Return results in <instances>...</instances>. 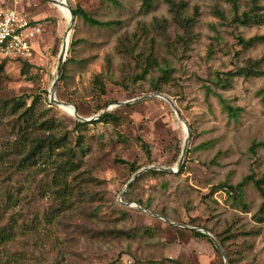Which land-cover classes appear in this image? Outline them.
I'll use <instances>...</instances> for the list:
<instances>
[{
    "label": "rangeland",
    "instance_id": "obj_1",
    "mask_svg": "<svg viewBox=\"0 0 264 264\" xmlns=\"http://www.w3.org/2000/svg\"><path fill=\"white\" fill-rule=\"evenodd\" d=\"M143 1L67 0L100 22H117L103 27L76 18L69 38L66 78L56 98L87 119L114 106L109 113L119 121H94L79 146L80 132L73 131L78 119L49 101L68 21L49 1L0 0V10H16L42 28L28 74H22L20 61L0 55V101L21 98L31 106L37 97L44 120L57 124L22 141L18 114L7 115L0 126V230L14 232L0 245V264H226L207 235L196 237L182 225L209 229L214 237L229 234L223 249L227 264H264V198L254 181L240 195L220 188L264 175V147L251 149L264 142V76L234 77L227 89L216 85L218 75L250 61H261L264 70V40L246 43L264 36V22L245 25L235 19L251 8L250 0H153L149 11ZM151 53L156 65L142 78ZM159 67L171 76L159 83L163 94L194 133L183 174L144 176L122 198L143 206H127L120 195L134 176L129 164L175 168L187 138L161 98L117 106L157 94L151 90ZM99 74L108 90L102 97L94 83ZM52 133H67L77 150L74 161H81L69 177L79 187L76 204L68 209L51 192L54 164L44 159L20 164L32 137ZM139 139L149 145L151 159Z\"/></svg>",
    "mask_w": 264,
    "mask_h": 264
},
{
    "label": "trees",
    "instance_id": "obj_2",
    "mask_svg": "<svg viewBox=\"0 0 264 264\" xmlns=\"http://www.w3.org/2000/svg\"><path fill=\"white\" fill-rule=\"evenodd\" d=\"M47 1V0H44ZM251 1V8H249L248 11L242 13L240 17H235L240 23L249 25L251 23L254 24H262L264 22V6H260L259 3L261 0H250ZM153 6V0H144L143 1V7L146 11L151 10ZM75 17L76 18H82L86 22L90 23L94 26H103V27H110L114 24H117V22H100L96 19H94L88 12H86L83 8L80 6H77L76 8L71 7ZM22 14V13H21ZM31 20V19H30ZM33 23H38L37 20H31ZM264 40L263 37L256 36L254 38H251L247 44H253L255 42H259ZM75 44V41L71 43V47ZM8 59V58H5ZM9 60H17L20 61L23 64L22 67V74L26 75L29 73V71L34 68L32 64H30V60H22V59H9ZM145 61V69L143 70V73L141 74L142 78H146V76L150 73V71L154 68L156 65V59L153 57V54L151 53L149 56L146 57ZM161 71V76L158 78L156 82H153L152 84V90L151 92L157 93V94H163L164 91L159 85V83L164 81V83H167V81L170 80V71L167 69H164L162 67H159ZM242 76V77H252V76H264V70L261 69V61H250L248 65L241 67L237 69L235 72H227L222 75H218L216 85L218 87H221L222 89H227L231 86V81L234 77ZM66 78V68L64 65L62 77L60 80H65ZM94 83L96 85V95L98 97L105 96L107 94V86L104 83V77L103 74H99L96 76ZM264 95V88L260 90V95ZM39 104L38 98H34L33 104L31 106H28L26 102H23L21 98L15 99L12 102L8 100L0 101V126L4 123V119L9 114H18L17 118L19 121H21L24 124L23 132L20 135V141L27 139L28 137L32 136V132L38 131V130H46L50 131L53 130L54 127L57 126L56 122L50 119H45L44 116L46 114L45 110L38 111L37 106ZM122 107H120L121 110ZM230 110H234L232 107H229ZM96 123H118V116L113 113H108L101 119L95 121ZM94 124V122L85 123L76 120V126L73 131H79L80 134L77 137V144L79 146H82L83 143V131L86 130L87 126ZM191 135L194 133V129L192 125L189 124ZM141 142V146L146 152L149 159H151V150L147 143H145L142 139H139ZM264 147V142L255 143L252 146V152H255V149L257 147ZM59 150V151H58ZM54 156L55 159L53 158ZM77 157V150L70 146V142L67 138V133L62 136H55L53 133L50 134V137H47L45 139L32 137V142L29 147L28 153L23 157L21 160V163H29L30 165H33L37 162V160L44 159V163L50 162L54 164L55 173L53 178V184L55 186V189H52V193L56 196L57 200H60L62 206H66L67 209L74 206L76 204V189L79 187L78 185L71 184L69 181V177L72 175L73 172L78 171L81 168V161L75 162L74 159ZM121 163L125 164L124 161H121ZM130 169L132 173L135 175L138 171L142 169V167L137 166L135 163H131ZM171 168V167H170ZM185 168L183 167L179 174H183ZM164 172L161 171H148L145 172V174H142L138 177V179L135 181H139L141 178L147 175H164ZM248 181H254L255 186L261 193L262 197L264 198V175L259 180H254V176L250 175L246 177L242 182H240L237 186L229 185L227 183H224L220 186L221 189H224L229 194L233 195H240L243 192V188L245 184ZM218 188H214L213 191L217 190ZM124 201H127L124 199ZM140 206H143V203L141 201L138 202ZM207 230L208 232L212 233L211 230L202 228ZM146 233L148 231V228L144 230ZM124 233V231H122ZM193 235L196 237H204L207 238V236L201 232L193 231ZM14 237V232L10 228H3L0 230V245L5 244L9 242ZM218 243L222 247V249L225 250L226 244L228 238H230L229 234L227 235H215ZM230 264H233V262H230Z\"/></svg>",
    "mask_w": 264,
    "mask_h": 264
},
{
    "label": "water",
    "instance_id": "obj_3",
    "mask_svg": "<svg viewBox=\"0 0 264 264\" xmlns=\"http://www.w3.org/2000/svg\"><path fill=\"white\" fill-rule=\"evenodd\" d=\"M47 1L51 2L53 5H56V6H63V7L65 6V7H67L69 9V11L71 13V19H70V22H69V25H68V28H67V36L64 38L63 43H62V48H61V51H60V54H59V58H58V65H57L55 76H54V80L52 82L51 89H50V92H49V101L51 102V104H54V105L58 106L59 108H61L62 106H71L73 108V116H75L76 119H78L81 122L90 123V122L97 121V120L101 119L102 117H104L105 115H107L113 109L112 108L113 106H109L102 114H99V115H97L95 117L87 119V118H84L81 115H79L78 109L76 108V106H74L72 104H69V103L61 102V101H59L56 98V90H57L58 84L60 82L62 73H63V68H64V64H65V61H66V55H67L68 47H69L68 34L72 33L76 17H75V14H74L72 8L68 4L67 0H47ZM150 98H161V99L165 100L166 102H168L170 104L172 109L175 111L178 120L182 124H184V126L186 128L187 138L185 140V144H184V148H183V152H182L180 161H179L178 165L175 168L149 166V167L141 169L140 171H138L133 176L131 181L127 184L124 192H122V194L120 195V202L122 204H124V205H127V206L141 207L138 203L126 204V203H124L122 201L124 193L128 190L129 187H131L135 183V181L138 179V177L140 175L144 174L145 172L152 171V170L162 171V172H170V173H173V174H178L181 171L182 166H183L184 161H185V157L187 155L188 145H189V142H190V139H191V131H190V127H189L188 123L186 122L185 118L183 117V115H182L180 109L178 108V106L167 95H164V94H152V95H149V96L136 98V99H133V100H130V101H127V102L118 103L117 106L129 105V104H133V103H136V102H139V101H143V100H147V99H150ZM161 218L164 219L166 222L171 223L168 219L163 218V217H161ZM182 227L191 229L192 231L201 232V233L207 235L212 240V242L215 245L216 249L222 254V256L225 259V263L227 264L228 261H227L226 255H225L222 247L218 243L217 239L210 232H208L205 229L197 228V227L190 228V227L185 226V225H182Z\"/></svg>",
    "mask_w": 264,
    "mask_h": 264
},
{
    "label": "built area",
    "instance_id": "obj_4",
    "mask_svg": "<svg viewBox=\"0 0 264 264\" xmlns=\"http://www.w3.org/2000/svg\"><path fill=\"white\" fill-rule=\"evenodd\" d=\"M41 34L40 24L33 23L18 11L0 10V55L3 58L31 59Z\"/></svg>",
    "mask_w": 264,
    "mask_h": 264
},
{
    "label": "bare ground",
    "instance_id": "obj_5",
    "mask_svg": "<svg viewBox=\"0 0 264 264\" xmlns=\"http://www.w3.org/2000/svg\"><path fill=\"white\" fill-rule=\"evenodd\" d=\"M56 6V5H54ZM56 8L60 11V13L66 18V20L68 21V23L70 22L71 19V13L69 11V9L67 7H63V6H56ZM67 36V33H66ZM71 36V33L68 34V42H69V38ZM114 107V106H113ZM112 107V108H113ZM65 112L73 115V108L71 106H62L61 107ZM184 126V124H182ZM185 127V126H184ZM186 130V128H185Z\"/></svg>",
    "mask_w": 264,
    "mask_h": 264
}]
</instances>
